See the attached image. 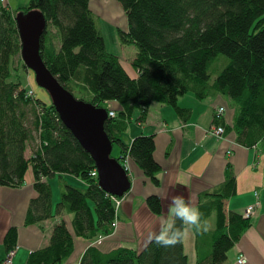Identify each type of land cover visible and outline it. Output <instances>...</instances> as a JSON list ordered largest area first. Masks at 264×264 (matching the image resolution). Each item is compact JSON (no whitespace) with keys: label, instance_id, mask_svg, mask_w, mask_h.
<instances>
[{"label":"trees","instance_id":"trees-1","mask_svg":"<svg viewBox=\"0 0 264 264\" xmlns=\"http://www.w3.org/2000/svg\"><path fill=\"white\" fill-rule=\"evenodd\" d=\"M114 1L127 22L126 31L116 29L118 41L136 48L131 61L133 76L119 57L106 50L90 0H29L27 6L15 10L0 3V187H20L30 171L38 196L29 203L26 224L73 215V235L63 220L56 223L47 246L30 253L25 264H64L73 253L74 237L92 240L98 234L112 233L116 210L97 177L91 176L94 162L62 125L51 102L26 98L25 78L20 74L27 68L22 60L18 68L12 65L21 49L18 15L36 11L44 17L40 56L74 98L77 95L78 100L100 109H105L102 104L106 101L120 105L104 124L112 148L118 150L110 157L122 166L131 158L153 185H158L161 170L153 157L154 137L136 136L129 146L120 138L132 114L137 111L136 122H143L153 103L186 117L190 109L178 105L185 95L197 100L224 97L234 109L232 125L221 124L224 135L233 132L236 143L246 148L264 141V0ZM17 71L20 74L12 73ZM33 132L38 145L26 157ZM63 174L83 185L66 183ZM54 176L62 187L52 209L47 180ZM234 183L228 168L224 183L198 197L202 219H214V227L200 234L193 231L195 245L200 246L196 249L202 251L196 264H223L250 227L248 219L225 210L224 201L232 194ZM146 204L153 214L161 213L158 197L149 196ZM15 240L16 229H10L4 238L8 252L14 250ZM79 264H187V256L182 239L170 247L148 242L139 251L119 247L108 254L89 247Z\"/></svg>","mask_w":264,"mask_h":264},{"label":"crops","instance_id":"crops-1","mask_svg":"<svg viewBox=\"0 0 264 264\" xmlns=\"http://www.w3.org/2000/svg\"><path fill=\"white\" fill-rule=\"evenodd\" d=\"M12 1L14 0H9L11 10L25 7L19 5V0L16 5L13 3L15 8H12ZM122 65L131 76L134 75L132 68L123 63ZM190 96L192 97L187 94L178 101L181 108L190 109V114L186 117L179 116L175 111L171 113L167 106H155L156 103L150 105L143 122H136L139 116L137 111L132 114L131 122L120 138L129 146L136 136L154 137L153 157L161 167L157 175L159 183L157 186L153 185L128 157L125 166L130 178V190L122 197L123 201L115 213L112 233L107 236L98 234L92 240L74 237L73 253L64 264H79L89 247H95L102 254H108L119 247L134 251L143 249L148 243V234L158 231L160 218L167 215L174 196H183L187 200L194 195L198 206L201 193L224 183L228 168L235 183L232 194L224 201L226 212L240 214L256 201L259 206L256 215L248 219L250 227L235 242L223 264H234L239 256L246 259L245 264H264V141L246 148L236 143L233 132L225 133L222 139L211 136L209 131L214 125L216 108L221 106L225 109L222 121L216 123L220 122L219 126L232 125L234 109L224 97L197 100L193 95ZM37 98L46 102L43 97ZM113 104L117 105L113 109L120 110L118 103ZM115 154H118V150ZM61 177L74 187L83 185L73 176L63 174ZM151 195L161 201L159 215L153 214L146 204V199ZM37 196L33 188L32 173L29 171L25 183L20 187H0V260L8 252L4 238L10 229H16L12 264H25L30 253L47 246L53 226L62 220L73 235V215L70 214H60L41 223L26 224L29 203ZM57 201L54 204L52 195V209L59 202ZM206 221L209 230H212L214 219ZM192 235L190 264H196L202 257V251L196 249L200 246L195 245L193 231ZM99 238L101 240L97 242ZM183 248L185 250L184 238Z\"/></svg>","mask_w":264,"mask_h":264},{"label":"water","instance_id":"water-1","mask_svg":"<svg viewBox=\"0 0 264 264\" xmlns=\"http://www.w3.org/2000/svg\"><path fill=\"white\" fill-rule=\"evenodd\" d=\"M16 21L23 65L47 93L62 125L94 162L99 187L109 195L122 197L130 190V178L125 168L110 157L112 142L104 130L107 111L74 98L47 69L40 56L46 21L39 12L18 15Z\"/></svg>","mask_w":264,"mask_h":264},{"label":"rangeland","instance_id":"rangeland-1","mask_svg":"<svg viewBox=\"0 0 264 264\" xmlns=\"http://www.w3.org/2000/svg\"><path fill=\"white\" fill-rule=\"evenodd\" d=\"M19 0H14L11 3L12 8H15L13 3L16 5V2ZM1 3V2H0ZM29 3V0H23V3H21V0L19 1V5L22 6H27ZM2 4V3H1ZM9 6V0H7V4ZM10 7V6H9ZM90 8L96 14L99 18V29L101 30V34L104 38L106 50L111 53L112 55H115L119 57V59L122 61V63L125 66L130 67L131 69V61L134 59L135 54H136V48L134 46H122L117 38L116 35V29L119 28L122 31H126L127 28V22L125 18V14L121 8V6L115 2L114 0H90ZM108 12V13H107ZM20 58V59H19ZM19 61H21V57H16L12 60V65L15 68L19 67ZM14 68V69H15ZM14 75L20 74L19 71L12 72ZM23 75L24 82L26 85V91H32L33 92V97H39V98H45L46 102H50L49 97L47 93L45 92L44 89L39 87L36 82H35V77L33 73L29 70H21V74ZM189 97L190 96L189 94ZM76 98L78 99L79 96L76 95ZM186 101V100H185ZM155 106H158L160 104H154ZM103 108L109 110L113 109V107H117L116 104H113L112 101H106L102 104ZM154 106V107H155ZM115 110V109H113ZM171 113H173L171 108H168ZM28 112H30L28 108ZM116 113V112H115ZM136 115V114H135ZM28 125L31 124L32 117H28ZM34 135V141H31L28 144V151H27V156L31 155L32 151L37 147L38 142L35 140V137L38 139V136L33 132ZM117 151L116 146L112 148V154L114 155ZM127 159V158H126ZM125 159V161H126ZM125 163V162H124ZM30 172V171H29ZM97 176V174H96ZM49 185L51 186L52 189V195H53V200L54 204L56 201L60 199V187H62V184L60 183V179L57 176H54L52 178H49L48 180ZM119 198L116 197V200ZM57 201V202H58ZM123 201V198L119 199V206L121 205ZM116 209V211H117ZM115 211V212H116ZM114 228V225H113ZM104 236V235H102ZM192 231L187 230L186 235L184 236V247H185V254L188 256L189 259V264L191 263V248H192ZM101 238L97 240V242H100Z\"/></svg>","mask_w":264,"mask_h":264},{"label":"clouds","instance_id":"clouds-1","mask_svg":"<svg viewBox=\"0 0 264 264\" xmlns=\"http://www.w3.org/2000/svg\"><path fill=\"white\" fill-rule=\"evenodd\" d=\"M202 217L203 213L196 205L194 195L187 200L183 196H174L167 215L160 218L158 231L150 232L147 241L161 247L174 246L184 238L187 230L197 234L208 230L207 221ZM177 221L180 222L179 226Z\"/></svg>","mask_w":264,"mask_h":264},{"label":"built area","instance_id":"built-area-1","mask_svg":"<svg viewBox=\"0 0 264 264\" xmlns=\"http://www.w3.org/2000/svg\"><path fill=\"white\" fill-rule=\"evenodd\" d=\"M0 2L3 5L7 4V0H0ZM26 98H33V92L32 91H27L26 92ZM224 107H218L216 108L215 112H214V125L211 127L209 134L211 136H214L217 139H222L224 137V128L219 126V124H216L218 121H220L223 116H224ZM108 116L110 118L114 117L115 111L112 109L107 110ZM123 167L126 169L125 163L123 164ZM96 170L95 172H93L91 174L92 177H97L96 176ZM115 210L117 209L118 205H119V199L116 200L115 196L109 195ZM259 206V202L256 201L254 204L249 205L248 207L244 208L241 212L240 215L242 216V218L244 219H251L252 217H254L256 215V210ZM15 255V250H11L7 253V255L4 258V261L2 262V264H12V259ZM246 263V259L243 256H239L236 261L234 262V264H245Z\"/></svg>","mask_w":264,"mask_h":264},{"label":"bare ground","instance_id":"bare-ground-1","mask_svg":"<svg viewBox=\"0 0 264 264\" xmlns=\"http://www.w3.org/2000/svg\"><path fill=\"white\" fill-rule=\"evenodd\" d=\"M108 13V12H107Z\"/></svg>","mask_w":264,"mask_h":264}]
</instances>
